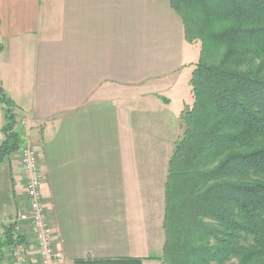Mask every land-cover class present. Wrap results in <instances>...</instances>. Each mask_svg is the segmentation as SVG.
<instances>
[{
  "label": "crops",
  "instance_id": "crops-1",
  "mask_svg": "<svg viewBox=\"0 0 264 264\" xmlns=\"http://www.w3.org/2000/svg\"><path fill=\"white\" fill-rule=\"evenodd\" d=\"M0 43V86L34 129L26 143L38 152L66 263L161 256L164 211L160 227L151 211L165 197L170 159L148 150H163L164 136L158 142L152 129L166 134L157 117L176 95H152L180 85L185 109L192 75L180 76L198 63L171 1L0 0ZM4 125L0 105V143Z\"/></svg>",
  "mask_w": 264,
  "mask_h": 264
},
{
  "label": "trees",
  "instance_id": "trees-1",
  "mask_svg": "<svg viewBox=\"0 0 264 264\" xmlns=\"http://www.w3.org/2000/svg\"><path fill=\"white\" fill-rule=\"evenodd\" d=\"M170 1L200 60L168 166L163 253L78 263L264 264V0ZM0 105L2 166L26 141L2 86ZM0 228V264L11 263L19 240L1 220Z\"/></svg>",
  "mask_w": 264,
  "mask_h": 264
},
{
  "label": "built area",
  "instance_id": "built-area-1",
  "mask_svg": "<svg viewBox=\"0 0 264 264\" xmlns=\"http://www.w3.org/2000/svg\"><path fill=\"white\" fill-rule=\"evenodd\" d=\"M20 160L26 203L2 221L13 228L15 239L19 240L12 249L11 264H67L47 212L38 152L25 147Z\"/></svg>",
  "mask_w": 264,
  "mask_h": 264
},
{
  "label": "rangeland",
  "instance_id": "rangeland-1",
  "mask_svg": "<svg viewBox=\"0 0 264 264\" xmlns=\"http://www.w3.org/2000/svg\"><path fill=\"white\" fill-rule=\"evenodd\" d=\"M190 49L194 51L195 56V62H198L200 60V48L198 46H191ZM195 63L187 62L181 76H180V83L183 82L185 79L190 80V77L192 75V72L195 68ZM178 86V85H177ZM171 91V92H165L162 89H159L157 91L159 94L155 96L156 93H154L152 96L156 97L159 101L163 100L164 98H169V95H176L174 97H171V106L168 108H164V114L160 115L161 117H157V121L161 120L164 121V123L167 124L166 128H164V132L166 131V134L162 135L160 134V129L158 127L154 126L156 134L155 139L160 142V138L164 136V148L163 150L153 151V149H149V158L157 157L162 158V161L164 160V163L168 162V160L171 158L175 144L178 142V140L183 136V126L181 121V115L184 111V106L181 102V94H178L180 89L184 90L183 87L180 85ZM161 88V87H159ZM185 93L186 92H183ZM181 95V96H180ZM137 98V97H136ZM166 99H164L165 101ZM153 120L155 118L152 117ZM18 127L21 131H23V137L26 141V139L32 141L33 140V128L25 127L21 119H17ZM178 122L180 125L178 126ZM160 134V135H159ZM163 141V139H162ZM34 142H31L29 144H25V147H31L35 149ZM36 150V149H35ZM20 153L14 154L11 157L10 161H7L4 165L0 166V220L3 221L5 216L7 215H14L17 211L21 210V198H22V187L21 183L19 182V171L20 168ZM163 163V164H164ZM164 168V165L162 169ZM164 176V174H163ZM162 176V179H163ZM159 178V176H158ZM157 178V179H158ZM165 180V177H164ZM14 181L17 182L14 186ZM16 189V192H14ZM158 191V190H157ZM15 194L19 195L20 197L16 199ZM155 198V197H154ZM153 198V199H154ZM20 199V200H19ZM155 204L153 202V211H151V218L156 221V226L160 227L161 224V210L165 212V197H158L154 199ZM149 206H150V200H149ZM150 210V207H149ZM150 213V212H149ZM164 217L165 213L163 215L162 220V232L159 231V229L156 230V233L158 235L161 233L162 237L164 238L163 243H165V233L163 230V223H164ZM2 237V229L0 228V239ZM159 251H154L153 256L158 255ZM7 257H9L7 255ZM4 264H11L7 259L5 260ZM159 264V263H157Z\"/></svg>",
  "mask_w": 264,
  "mask_h": 264
}]
</instances>
